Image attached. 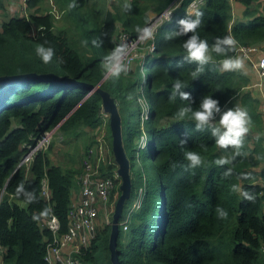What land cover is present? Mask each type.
Masks as SVG:
<instances>
[{"label":"trees","instance_id":"obj_1","mask_svg":"<svg viewBox=\"0 0 264 264\" xmlns=\"http://www.w3.org/2000/svg\"><path fill=\"white\" fill-rule=\"evenodd\" d=\"M40 1L43 0H27L26 15L12 16L0 23V77L50 74L95 86L103 76V58L119 45L112 36L115 23L119 22L122 30L135 37L136 28L147 24L148 11L156 16L171 8L169 20L157 27L153 50L142 58V76H137L135 68L130 70L134 75L131 79L108 78L98 86L121 109L128 96L140 88L143 93H137L133 100L141 96L148 107L140 126V107L135 101V121L130 122L127 116L120 126L122 146L130 152V170L138 160L136 173L140 184L134 195L130 196L129 191V199L123 204L129 208L132 202L139 201L126 230L117 225L118 264H264L263 139L246 136L242 151L248 155L237 156L230 164L217 165L216 160L231 158L234 150L217 148L211 128L197 129L190 114L177 119L181 107L190 106L195 111L205 96H211L219 101L221 112L237 101L247 109L252 119L250 127H257L262 124L258 101L245 91L248 80L244 74L219 71L218 61L224 57L214 52H210L212 59L204 65V72L191 77L198 65L184 60L186 53L182 47L191 33L166 39L178 30L180 18H195V13L201 12L202 23L197 33L210 47L217 37L225 36L233 37L240 47L259 45L264 42V1L260 4L259 0H200L193 13L186 14V6L193 0H126L121 5L129 3L130 12L124 7L120 12L105 11L101 24H97V17L92 18L93 25L102 29L94 34L83 26L76 12L84 8L86 12L88 0H53L64 15L79 21L76 28L80 27L78 36L90 48L87 54L71 47L65 31L54 29V19L46 13L48 9H34ZM230 1L245 7L242 15L247 20L231 21ZM252 3L257 8L250 11L247 7ZM95 13L98 15L99 11ZM86 16H92L89 10ZM41 44L55 50L49 64H44L36 54ZM176 80L187 85L182 91L191 94L190 102L182 101L178 94L175 101L170 100ZM219 116L216 115L213 125L218 124ZM166 118L170 122L161 124ZM101 124L100 96L96 92L88 94L81 86L36 79L0 83V264H45L44 250L51 233L40 226V219L53 215L58 222V234L67 228L66 213L75 188V171L61 168L45 152H38L25 174L23 167H17L24 144L32 143L45 130L56 129L75 137L82 129L95 130ZM106 138L110 139L109 131ZM186 151L198 152L203 163L190 168L184 158ZM145 162L149 163V176H145ZM113 169V165L100 164V175L111 176ZM229 169L233 174L223 176ZM43 178L49 190L48 202L40 196ZM21 184L23 187L17 191ZM234 184L253 194L254 201L232 192ZM218 207L227 211L226 219L218 217ZM108 235V226L97 229L88 248L78 255L80 264H110Z\"/></svg>","mask_w":264,"mask_h":264},{"label":"built area","instance_id":"obj_2","mask_svg":"<svg viewBox=\"0 0 264 264\" xmlns=\"http://www.w3.org/2000/svg\"><path fill=\"white\" fill-rule=\"evenodd\" d=\"M45 1L48 4L46 13L50 14L53 18H58L63 11L55 7L53 0ZM26 2L27 0H19L21 14L23 15H26ZM199 2L200 0H193L189 3V6H192V10H194ZM169 14L171 15V8L156 15V18L149 21L145 27L151 26L153 30L161 22L169 20ZM122 38L124 40L122 42H126L127 45L143 42L138 40V37L133 38L128 34H123ZM153 47L154 38L148 39L146 45L148 52L152 51ZM235 52V55L237 54L244 58L245 62L260 78H264V51H261L256 45L241 47L236 45ZM131 60L132 57L126 58V63L128 64ZM137 101L141 107V120H144L147 114V104L143 97L138 98ZM100 116L102 117L101 107ZM103 124L102 117L101 126ZM53 130H45L39 136L35 137L32 143L24 144L25 151L20 156L17 167H23L25 174L28 171L33 157L46 148L45 145L51 137ZM105 149L108 150L105 134L103 133L100 134V137L97 138L94 145L86 150L85 157L81 162L82 172L79 176L80 186L78 198L70 203L66 213V231L58 234V222L51 214L40 219V226L47 228L51 233V240L46 243L44 250L43 259L45 264H80L78 255L88 248L90 241L94 238V234L98 229V227L96 228L98 207L107 204L109 202L108 199L110 200L109 206H114V199L117 193L115 181H117L118 177L113 161L106 159L107 152H105ZM100 164L114 166V169L111 171V176L103 177L100 175ZM139 192L140 189H138V195ZM40 196L45 202L49 201L50 195L45 178L42 179ZM138 204V199L132 202V205L127 209L123 217L117 221V225L121 227L122 231L126 230L129 217L138 207Z\"/></svg>","mask_w":264,"mask_h":264},{"label":"clouds","instance_id":"obj_3","mask_svg":"<svg viewBox=\"0 0 264 264\" xmlns=\"http://www.w3.org/2000/svg\"><path fill=\"white\" fill-rule=\"evenodd\" d=\"M75 5H70L74 7ZM124 10H131L129 3L124 4ZM170 16V14H169ZM203 13L196 12L195 18L185 16L177 21L178 30L171 33L166 39H170L172 36H188V39L184 41L182 47L186 53L184 60L189 63H195L198 65L195 71L191 72V77L196 78L204 72V65L208 64L212 59L210 52L216 53L218 56L224 57L218 61L219 71L221 72H240L246 75L245 60L240 56H232L229 53L235 51L237 41L231 36L217 37L215 42L209 45V42L205 39H201L197 33V29L201 26ZM136 32L138 33V39L145 41L154 38V32L151 26L137 27ZM47 43V42H45ZM87 43V41L85 42ZM93 45H96V41H92ZM36 54L40 57L44 64L52 62L53 57L56 55L55 50L52 47H45L43 44L38 45L36 48ZM129 54L127 44H120L114 47L110 53H108L102 60V65L107 78L119 79L122 74L129 72V65L126 63V58ZM187 85L176 80L173 84L171 101H175L177 94L182 101H191V94L189 92L182 91ZM196 123L197 129H204L206 127L211 128V134L215 137L216 147L219 149L232 148L233 155L231 158L222 157L215 161L217 165L230 164L232 160L237 156H247L246 152H243L244 139L250 131V125L252 119L246 108L237 106L230 108L221 113L219 101L213 99L211 96H205L200 104L199 108L193 111L192 107L186 106L181 107L177 113V119H183L189 116ZM217 114H220L218 124L213 125V121ZM142 125V123H141ZM259 137H257L258 139ZM143 141V139H141ZM143 142H141L142 144ZM184 158L189 162L188 166L192 169L199 167L203 163L202 156L195 151H186ZM232 169H229L223 176H231ZM246 178V177H245ZM23 185L21 184L17 191H19ZM231 191L236 193L239 192L244 199L248 201H254L255 197L248 191H242L238 185H232ZM218 217L220 219H226L228 216L227 211L223 208L216 209Z\"/></svg>","mask_w":264,"mask_h":264},{"label":"rangeland","instance_id":"obj_4","mask_svg":"<svg viewBox=\"0 0 264 264\" xmlns=\"http://www.w3.org/2000/svg\"><path fill=\"white\" fill-rule=\"evenodd\" d=\"M121 1L125 2L126 0H88L87 11L84 12L83 11L85 9L84 8V9H81V11L79 9L76 12L79 13L80 16H78V18L82 21L83 26H85L89 29H92L93 33L96 34L97 31L102 30L101 28H100V30L97 29V24H99V23L101 24L100 19H101V16L103 15V13L105 11L120 12L122 7H123V5H121ZM175 1H177V0H175ZM192 8L193 7L189 6V4H188L185 8V13L186 12H188V14H190L191 12L193 13L194 10H192ZM88 10L91 12L92 16H86L88 13ZM95 11H99V14L97 15L95 13ZM64 13L62 12L58 18H53L54 19V23H53L54 29H60V30L65 31V35L67 36L68 43L71 45V47L75 48L80 54L90 53V48L88 47V45L86 43H83L82 40H80V37L78 36V30H81V29H80V27H78V29H77L76 24L79 21L76 20L75 17H73V18L69 17V16H67V14L64 15ZM147 16H148V22L156 18L155 14L150 12V11L147 12ZM95 17H97L98 23L96 25H93L92 18H95ZM160 22H158V23H160ZM158 26H159V24L157 25V27ZM144 27H145V25H144ZM155 27L153 29V32L155 30ZM157 27H156V30H157ZM156 30L154 32V37L156 34ZM123 34L127 35V32L122 30V27H121L119 22H116L112 36H113V39L116 41V43H118L119 45L120 44H127L126 42H122V41H124L122 38ZM136 37H138V34L133 38H136ZM147 42H148V40H145L142 43L127 45L128 49H129V54H128L127 58L132 57V60L129 61V63H128L129 71L130 70L132 71L136 68L138 70V75H137L138 77H140V75L142 76L141 71H140V64L142 63L143 56L145 55L146 52H148V50L146 49ZM102 70H103V76H102V81H103V80H106L108 78L105 76V71H104L103 65H102ZM121 76L126 77V78L130 77V79H131V77L134 75L131 72V73H128L126 75L122 74ZM261 79L262 80L260 81V86H258V84L255 83L256 80L253 81V79H248V78H247L248 81L245 84L246 86L245 85H244L245 87L243 86L245 91H247V89L250 90L252 87L257 90V91H255L252 89L251 91H253L252 93L256 94V96H257L258 107L264 106V103H262V102H264V101H262V99H263L262 97L264 96V82H263L264 78H261ZM252 81H253V85L250 87V85H251L250 83ZM258 89L260 91H258ZM137 93L139 95H141L143 92L139 88ZM137 93H136V91H133L130 94V96H128V98L126 99V104L124 105V109H121L119 107V105H117L116 101L112 97L109 96L115 102V107H116V111L118 114L120 126L122 124L123 119H126L127 116H128V119L130 122L135 121V119H136L135 109L137 107L136 103H138V101H137V99L133 100V98L138 96ZM138 98L140 99L141 96ZM135 101H136V103H135ZM138 106L140 107L139 103H138ZM237 106H239V103L237 101H235L231 106L225 107L222 112H224L230 108H235ZM140 109H141V107H140ZM101 110H102V117H103V121H104V124L102 126L96 128L95 130H89V129L84 128V129H82L81 133L79 132L80 134L78 136H75V137L65 136L60 131L54 129L51 133V137L49 138L47 144L45 145L46 148L43 149L42 151H40V152H45V154L48 156L49 160L55 164H58L61 168H64V169L68 168V169H72L75 171L73 188L75 187L78 189L80 186L79 176L81 175V172H82L81 162H82L83 158L85 157L84 156L86 153L85 149L87 150L90 147H92L94 145L95 141H97V138L100 137V134L104 133L105 138H106L107 137V131H109L110 139L106 138L107 149H108V150L105 149V152H107L106 153V159H108L109 161H113V163L115 165V171H116L117 164L115 163L116 161L114 159L115 157H114L112 145H111V135H110V129H109V114L107 112H105L102 108H101ZM260 111H261V109H260ZM260 113L262 116L263 127L261 128L262 125L257 126V127L256 126H254V127L249 126L250 131L246 136L248 138H250L252 136H259L264 141V113H262V112H260ZM219 118H220V116H219ZM219 118L217 119V123L219 121ZM168 122H170V120H167V118H166V119L162 120L160 123L166 124ZM141 123H142V120H140V123H139L140 126H141ZM120 137H121V133H120ZM141 145H143V143L141 144V142H140V147H141ZM121 146H122V142H121ZM122 149H123V153L125 155L126 161L128 162L127 163V165H128L127 173H128V177H129L130 190H131L130 196H131V194L134 195L136 192L135 187H137L140 184V178H137L138 164L136 162H138V160L133 163V165H132L134 167L133 170L132 169L130 170L129 169V161H128V154H130V152L128 150L124 151L123 146H122ZM145 165H146L145 176H149L150 175L149 163L145 162ZM117 177H118V179H117L116 185H115V188L117 189V193H116V195L113 194V195H115L114 204H115V201H116V199L120 193L119 186H120L121 180H120L119 175H117ZM2 193L3 192L0 191V199L3 196ZM132 197H134V196H132ZM108 201L110 202L109 199H108ZM109 202H107V204H103V205H100L98 207L97 218H96V228L98 227V230H101L104 226L110 227L114 206H109ZM19 204L21 206L24 205L23 203H19ZM126 206L127 205H125V207L124 206L122 207L120 217H123V215L127 211L128 208H126ZM123 208H125V209L123 210Z\"/></svg>","mask_w":264,"mask_h":264},{"label":"water","instance_id":"obj_5","mask_svg":"<svg viewBox=\"0 0 264 264\" xmlns=\"http://www.w3.org/2000/svg\"><path fill=\"white\" fill-rule=\"evenodd\" d=\"M154 17V16H153ZM27 79H36L41 81H50L54 84L66 85H77L85 88L88 91V94L91 92H96L100 96V107L109 114V129L111 135V145L114 154L115 163L117 164L116 173L120 177V193L115 201L114 210L112 214V220L109 227V235L107 241V248L109 251V260L110 264H118L117 257L115 254V240L118 232L117 221L120 218L123 204L125 200L129 197L130 183L128 177V165L123 153L121 146V137H120V125L119 118L115 107V102L109 97V94L105 91L99 89V84L102 79L95 86L85 84L83 82L74 81L68 77H55L50 74H26L20 76H8L0 77V83L11 82V81H24ZM16 170V168L14 169Z\"/></svg>","mask_w":264,"mask_h":264},{"label":"crops","instance_id":"obj_6","mask_svg":"<svg viewBox=\"0 0 264 264\" xmlns=\"http://www.w3.org/2000/svg\"><path fill=\"white\" fill-rule=\"evenodd\" d=\"M264 0H259L258 3H262ZM39 3V2H38ZM230 4V15H231V21H245L247 20V18H244L242 13L245 9V7L238 3V2H235V1H230L229 2ZM39 7L41 9V11H43L44 9H47L48 8V4L45 0L43 1H40V5H37V6H34V9ZM255 8H257V4L256 3H252L250 6L247 7L248 10H254ZM259 10V9H257ZM29 11H33V8H30ZM21 15V9H20V5H19V0H0V23L4 20H6L7 18L9 17H12V16H20ZM261 51H264V42L260 43L259 45H256ZM235 56H238L237 54ZM247 75L246 77L248 79H253L256 80L255 83L258 84V86H260V81L262 80L257 74L256 72L250 68V66L245 62V70ZM253 81L250 83V87L253 85ZM263 82H264V79H263ZM255 90L257 91L255 88H251L250 90L247 89V91L252 95L254 96V98L256 100L257 99V96L256 94L252 93L253 91L251 90ZM258 91H260L258 89ZM262 101H264V96L262 97ZM264 103V102H262ZM264 106H261V107H258V111L259 112H262L264 113ZM261 109V111H260ZM261 128L263 127V123L261 124ZM263 146H264V141L262 142ZM262 166V165H261ZM261 168V167H259ZM79 189V188H78ZM78 189L77 188H74L72 190V193H71V202L72 203L73 201H75L77 198H78Z\"/></svg>","mask_w":264,"mask_h":264}]
</instances>
